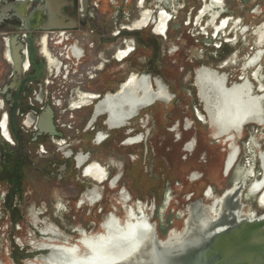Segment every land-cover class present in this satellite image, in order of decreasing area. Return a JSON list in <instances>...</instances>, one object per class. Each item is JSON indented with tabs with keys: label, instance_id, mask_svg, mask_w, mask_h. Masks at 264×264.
Returning <instances> with one entry per match:
<instances>
[{
	"label": "flooded vegetation",
	"instance_id": "af4514ba",
	"mask_svg": "<svg viewBox=\"0 0 264 264\" xmlns=\"http://www.w3.org/2000/svg\"><path fill=\"white\" fill-rule=\"evenodd\" d=\"M261 34L264 0H0V264L264 214Z\"/></svg>",
	"mask_w": 264,
	"mask_h": 264
},
{
	"label": "water",
	"instance_id": "95a60500",
	"mask_svg": "<svg viewBox=\"0 0 264 264\" xmlns=\"http://www.w3.org/2000/svg\"><path fill=\"white\" fill-rule=\"evenodd\" d=\"M257 114L255 110L254 115ZM243 208L240 187H233L217 199L213 211L209 207H204L201 213L192 211L182 236L159 242L153 253L136 252L137 244L121 246L111 241L93 244L94 251L87 258L54 250L46 254L47 261L49 264H264V214L249 217ZM112 248L115 249L106 252Z\"/></svg>",
	"mask_w": 264,
	"mask_h": 264
},
{
	"label": "rangeland",
	"instance_id": "374dc122",
	"mask_svg": "<svg viewBox=\"0 0 264 264\" xmlns=\"http://www.w3.org/2000/svg\"><path fill=\"white\" fill-rule=\"evenodd\" d=\"M232 7H233V5H232ZM233 11H235V13H239V15H243L244 16V18L245 19H248L249 20V18H247V17H250V16H247V14L244 12L245 10H233ZM195 49V48H194ZM194 49H191V52H190V55H192V56H195V52H194ZM186 80V79H185ZM182 84L184 85V82H182ZM242 203H244V201H242ZM245 204V203H244ZM254 208V207H253ZM248 210H249V207L248 206H244V208H243V211L244 212H248ZM75 238V237H74ZM2 260V263L3 264H12L10 261H9V259H7V257H5L4 258V256H3V258H1Z\"/></svg>",
	"mask_w": 264,
	"mask_h": 264
},
{
	"label": "bare ground",
	"instance_id": "6f19581e",
	"mask_svg": "<svg viewBox=\"0 0 264 264\" xmlns=\"http://www.w3.org/2000/svg\"><path fill=\"white\" fill-rule=\"evenodd\" d=\"M215 2V1H214ZM220 4V3H219ZM213 5V4H212ZM204 7H205V5H204ZM210 8V7H209ZM205 10V9H204ZM211 10V9H210ZM207 12V11H206ZM216 18V17H215ZM165 22V21H164ZM223 25V24H222ZM222 25H221V27H222ZM220 29V28H219ZM263 35L264 34H261V36L260 37H263ZM261 40V39H260ZM258 65V64H257ZM261 70V69H260ZM258 73H259V70H258ZM261 73V72H260ZM256 75V74H255ZM258 75H260V74H258ZM198 78V77H197ZM260 78H261V76H260ZM198 80V79H197ZM211 80V79H210ZM218 82H216V84H217ZM213 85H214V83H213ZM211 87V86H210ZM213 88V87H212ZM262 88V87H261ZM214 89H215V87H214ZM213 94V93H212ZM221 108V107H220ZM252 182V181H251ZM251 185V184H250ZM264 190V189H263ZM249 191V190H248ZM258 196H260V195H258ZM263 198V197H262ZM263 201V200H262ZM259 203H260V201H259ZM261 204V203H260ZM213 210V209H212ZM242 213H243V211H242ZM244 214H247V213H244ZM248 215V214H247ZM249 217H251V216H249ZM169 239V238H168ZM112 240V239H111ZM130 240V239H129ZM161 241V240H160Z\"/></svg>",
	"mask_w": 264,
	"mask_h": 264
},
{
	"label": "crops",
	"instance_id": "0c3cea01",
	"mask_svg": "<svg viewBox=\"0 0 264 264\" xmlns=\"http://www.w3.org/2000/svg\"><path fill=\"white\" fill-rule=\"evenodd\" d=\"M221 1H223V0H221ZM222 5V4H221Z\"/></svg>",
	"mask_w": 264,
	"mask_h": 264
}]
</instances>
